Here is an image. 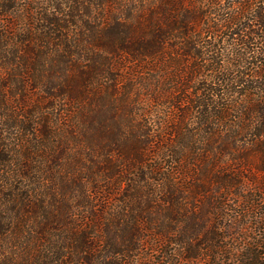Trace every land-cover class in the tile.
Returning a JSON list of instances; mask_svg holds the SVG:
<instances>
[{
  "label": "trees",
  "instance_id": "obj_1",
  "mask_svg": "<svg viewBox=\"0 0 264 264\" xmlns=\"http://www.w3.org/2000/svg\"><path fill=\"white\" fill-rule=\"evenodd\" d=\"M0 264H264V0H0Z\"/></svg>",
  "mask_w": 264,
  "mask_h": 264
}]
</instances>
